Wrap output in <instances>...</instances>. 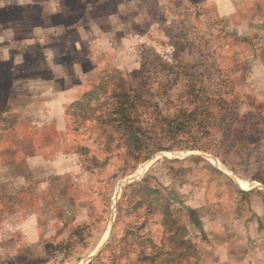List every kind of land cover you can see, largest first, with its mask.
<instances>
[{
	"label": "rangeland",
	"instance_id": "obj_1",
	"mask_svg": "<svg viewBox=\"0 0 264 264\" xmlns=\"http://www.w3.org/2000/svg\"><path fill=\"white\" fill-rule=\"evenodd\" d=\"M158 7L95 67L0 37V264H264V0Z\"/></svg>",
	"mask_w": 264,
	"mask_h": 264
},
{
	"label": "crops",
	"instance_id": "obj_2",
	"mask_svg": "<svg viewBox=\"0 0 264 264\" xmlns=\"http://www.w3.org/2000/svg\"><path fill=\"white\" fill-rule=\"evenodd\" d=\"M162 2L164 0H0L1 42L6 47L24 43L27 49L45 46L59 53L53 60L63 58L61 63L65 68L68 64L84 66L85 62L95 67L93 57L99 60L104 56L103 60L107 52L115 50L113 45L125 43L128 50L136 45L138 37L145 33L141 32L138 20L156 13ZM34 17L40 22H34ZM21 26L22 31L12 35ZM9 31L11 33L5 34ZM57 35L63 43L60 47L54 45L51 38L47 39ZM100 40L106 49L100 48ZM5 49L0 48V63H6ZM74 52L76 55L70 57L67 64L64 56ZM11 55L15 56L13 49ZM50 62L46 63L48 68L52 67ZM22 64L25 62L14 66L18 75L29 74V66L35 67L34 61Z\"/></svg>",
	"mask_w": 264,
	"mask_h": 264
},
{
	"label": "trees",
	"instance_id": "obj_3",
	"mask_svg": "<svg viewBox=\"0 0 264 264\" xmlns=\"http://www.w3.org/2000/svg\"><path fill=\"white\" fill-rule=\"evenodd\" d=\"M131 97V99H128V97L126 98L127 100L125 101V104H128L129 106H128V112H130V110L131 109H133L134 107H135V104H134V97L135 96H131V95H129V98ZM123 108V107H122ZM130 109V110H129ZM123 117L122 118H124V117H129L131 114H127V113H125L124 112V110H123ZM135 116L137 117V114H135ZM137 118H139V117H137ZM118 122V125H119V127H121V124L122 123H119L120 121L118 120L117 121ZM127 130H129L130 131V135H128V138H130V140H132V142H134V143H136L137 144V141H138V137H137V135H136V133L134 132V130H133V127L131 126V127H128L127 128ZM192 129H190L189 130V132L191 131ZM197 131H200V130H197ZM202 132V134L203 133H205L204 132V129L201 131ZM196 133H198V132H196ZM191 148V147H190ZM192 149H195V148H191L190 150H192ZM197 149L198 150H201L202 149V147L201 146H198L197 147ZM146 158H148V157H146ZM146 160V159H145Z\"/></svg>",
	"mask_w": 264,
	"mask_h": 264
}]
</instances>
